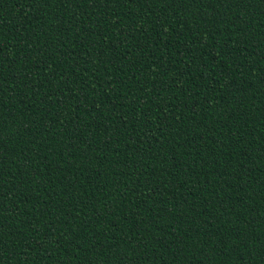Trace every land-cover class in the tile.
I'll return each mask as SVG.
<instances>
[{
	"label": "trees",
	"instance_id": "trees-1",
	"mask_svg": "<svg viewBox=\"0 0 264 264\" xmlns=\"http://www.w3.org/2000/svg\"><path fill=\"white\" fill-rule=\"evenodd\" d=\"M0 264H264V0H0Z\"/></svg>",
	"mask_w": 264,
	"mask_h": 264
}]
</instances>
